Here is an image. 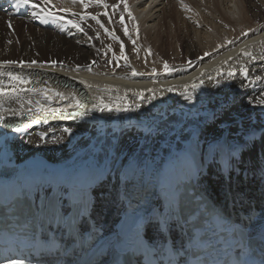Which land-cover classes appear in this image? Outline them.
Here are the masks:
<instances>
[{
	"label": "bare ground",
	"instance_id": "1",
	"mask_svg": "<svg viewBox=\"0 0 264 264\" xmlns=\"http://www.w3.org/2000/svg\"><path fill=\"white\" fill-rule=\"evenodd\" d=\"M62 1L69 4L71 0ZM112 1V5H115V0ZM171 1L152 0L149 5L141 2L137 5L132 3L136 6L131 5L141 25L135 36L145 46L148 55L153 56L150 64L156 73L160 70L157 66L159 60L167 54L164 51L166 36L162 31L154 30L156 23L153 12L164 3L169 11L164 12L161 20L171 18L174 16L173 10L175 12ZM189 1V4L194 5L192 7L202 6L201 9L205 8L208 13L218 10L214 4L205 7L204 3L200 4L201 0ZM261 1L239 0V4L237 0H224L234 3L237 11L234 17L220 13L219 22L212 21L208 28L212 33L203 29L178 35L179 51L189 62L185 63L186 66L199 60L202 62L193 68L161 77L133 76V69L128 66L126 72H105L100 64H96L97 50L90 31L84 29L83 32H77L64 25L65 31L61 32V23L40 24L30 18L29 8H19L13 0H0V18L10 20L12 24L17 22L25 29L24 35H21L20 31H10L5 25V31L0 32V62L23 60L27 65L33 60L37 61L31 68L25 66L21 69L15 64L0 68V80L3 81L0 87L5 91H10L13 85L16 89L36 90L14 92L11 98L0 97V103L5 108L20 111L30 106L33 111L32 116L23 117H12L11 113H5L7 123L23 122L31 123L32 126L21 138L0 125V166L5 163H21L31 169L37 166L47 175L58 170L76 171L85 165L92 168L96 176L95 212L98 217H103L102 222L108 227L115 222L116 217L113 215L116 206L124 198L123 173L129 165L138 166L136 177L147 170L155 171L166 159L183 153L190 157L199 182L207 183L220 200L245 199L259 194L261 200H264V177L254 171L252 164L253 154L264 147V142L258 141L253 149L243 151L239 159L231 158L232 146L241 142V137L233 138L229 130L239 126L241 134L243 121L256 117L264 107L260 105L261 96L258 95L264 90V83L259 86L254 84L253 88L239 87L242 79L239 71L242 66H247L250 71V80L257 73L264 77V3ZM36 2L40 4L42 0ZM50 7L53 10L61 9L52 5L51 1ZM113 9L112 6L109 8ZM84 13L86 9L82 5V9L58 14L82 25L86 23L80 19ZM241 26L254 29L242 41L227 45L229 36L223 34L222 30L225 27L227 30L228 27L239 29ZM41 27L44 31L36 30ZM117 35L121 37L120 32ZM195 42L204 44L201 48L203 51ZM245 52L251 53V56H245ZM168 57L171 62L182 61L177 56ZM52 60L62 64L52 66L46 63ZM9 71L22 77L23 82H10L7 75H3ZM230 71L238 74L235 79L227 76ZM79 81L91 87L86 88ZM193 84L200 87L193 90ZM46 88L51 91H44ZM168 88L173 91H164ZM55 92L63 93L66 98L78 94V98L89 107L93 102L100 103L99 98L102 97L103 102L113 111L90 110L83 117L66 118L68 111L76 109L68 108L69 101L59 99ZM141 92L145 96L154 93L157 99L151 104L146 99L139 101L145 106L137 111L136 94ZM185 92L191 103L187 102ZM17 95L19 99H16ZM45 96L52 101L51 104L45 100ZM72 103L74 105L75 102ZM125 104L133 110L116 111L118 105ZM41 108L44 110L39 111ZM66 127L72 128L76 138L69 136V141L63 142L62 148L50 147L47 141H53L64 134L62 130ZM256 129L264 131V126ZM257 135H260V131H257ZM30 140V146L37 145L39 140L42 143L28 148ZM224 170L231 174L228 183L224 182ZM98 172L103 174L97 177ZM256 207L258 214L253 222L261 225L264 222V204L256 203Z\"/></svg>",
	"mask_w": 264,
	"mask_h": 264
},
{
	"label": "rangeland",
	"instance_id": "2",
	"mask_svg": "<svg viewBox=\"0 0 264 264\" xmlns=\"http://www.w3.org/2000/svg\"><path fill=\"white\" fill-rule=\"evenodd\" d=\"M50 1H51L52 5H55L61 9H64L65 10L64 14H68L69 12L71 13L75 10H79V8L82 9L81 3L78 2L77 0H71V1H69V4L67 2H63L62 0H50ZM52 1H58V2L56 4V3H52ZM109 1L110 0H107V1L104 0V2L107 3L108 5L110 4L109 6L111 7L113 4V1L111 0L110 1L111 3ZM206 1H208V0H201L200 4L204 3L205 7H210L211 4L212 5L214 4L218 8L217 12L208 13V12H206L207 10L205 8L201 9L202 6L198 7V8L192 7L194 5L189 4L190 3L189 0H172L171 1L173 4L172 6H173V8L175 7V12L173 10L174 16H172L171 18H165V19L163 18V21H162L161 18L165 14L164 12H168L169 8L167 6H165L163 3V5L161 4V6H159L157 9H155L157 11L153 12V14L155 13L154 19H155V23H156V25H154V30H156V31L160 30L166 36V38H164V41H165V45H164L165 50L164 51L167 54V55H165V57L161 58L162 60L161 59L159 60L157 66H158V68H160V70H158L157 73L153 69L154 66H152V64H150V59L153 56L148 55L147 51H145V49H144L145 46L141 45L140 42L137 41V38L135 36L136 35L135 32L139 28H141V25L139 24V20L137 21L135 15H134V11H133L134 8H132L133 6H136L137 4H139V2H141L143 4L146 3L149 5L152 3V0L151 1L150 0H138V1L137 0H127V5H128L129 12L131 13V17L134 15L131 19L129 18L128 12L124 11V3L120 2V0H115V4L119 3V7L115 8L113 10H109L110 7L105 9V8L95 7L94 5H90L86 9V13H84L82 15H87L89 13L91 15H97V14H103L107 11H109V12H107V15H99L98 16L100 23H97L96 21L88 18L89 20L88 19L85 20L84 22H86V23H83L81 26L83 29H87L86 31H90V33H92L91 35H92V38L94 40V44L96 45V50H97L96 54L98 57L96 64H100V66L103 68V70L105 72H113V71H115V72H126V67L128 66L131 69L135 70L138 76L152 75V76H161L162 77L165 75L167 76L171 72L184 71L188 68H193L196 66V64H199L200 61L202 62V60H199L198 61L199 63L195 62L189 66H186V64H188L189 62L186 61V58L183 56V53H181L179 51V42H178L179 37H178V35L183 36L186 31H195V30L203 31V29L212 33V30H210L208 28L211 27L210 25H211L212 21H215V22L218 21L219 22V19L221 17L220 13H222V14L224 13V14L231 16V17H234L237 14V11H236V8L234 7L233 2L227 3V2H223L224 0H211L209 4H205V3H207ZM237 2L240 4L239 0H237ZM261 2L264 3V0H262ZM132 3H134V4L136 3V5H134ZM67 4H68V6H67ZM131 5H133V6H131ZM131 9H133V10H131ZM147 10H148V8L146 9V12H147ZM202 10H204L205 12ZM229 10H231V12ZM121 16H123V18H124V24L123 25L120 23ZM109 17H111V19H112L111 23L109 22ZM133 18H135L136 20ZM158 19H159V21H158ZM1 21H3V22H1ZM7 23H8L7 20H3V19L0 20V32L5 31L4 28H6L5 25ZM12 25H13L14 30H10V31H20V34L24 35L23 32L25 31V29L23 26H21L17 22H16V24L14 23ZM101 25H103V27H101ZM163 25H164V27H163ZM186 25L187 26L189 25V26L187 27ZM125 26L128 29V33H129L128 36L124 35V27ZM243 27L241 26L239 29L228 27V30H227V27H225V30H222L223 34L229 36V41H228L227 45L238 43V42L242 41L248 35V33L252 32V30L254 29V27L253 28L248 27V26H243ZM36 30L37 31L38 30L44 31V29L42 27L38 28ZM215 30L217 31V29H214L213 31H215ZM118 32H120L121 37L119 35H117ZM245 33H247V35H245ZM25 35H27V34H25ZM121 44H123L124 50H125V57L124 58H122L120 56ZM196 45L199 46L200 49L202 47H204V44L200 45V44L196 43ZM221 45H224V44L221 43ZM201 51H203V50L201 49ZM171 52H173V53L171 54ZM168 53H169V55H168ZM168 56H174V57L177 56L179 58V60H182V61H178L176 63L171 62ZM183 60H185V61L183 62ZM166 62L168 63L167 64L168 65L167 71L165 70V68H163L164 65L166 64ZM262 108H263V111H259V113L257 114L256 117L243 121V123H242V125H243L242 131L243 132L241 134H239V132L241 131L239 126H234L231 129H229L231 134H233V138H235V136L242 137V135L245 132H247V131H245V129L248 130V128H249V130H250L253 128L254 129L262 128V126H264V107H262ZM260 116H262V117H260ZM194 118H197V117H194ZM194 118H192V120H194ZM256 118H257V120H256ZM261 123H262V125H261ZM256 124H259V125H256ZM255 126H257V127H255ZM68 137H69L68 135L61 134V135L57 136V138L54 139L53 141H47V142H48V145L50 147L62 148L61 145L63 144V142L69 141V139L71 137L76 138V135L74 133H72L70 138H68ZM34 140H36V139H34ZM31 141L32 140H30V142L28 144V148L37 147V145H39V143H42L39 140V143L37 145H35V146L31 145L30 146ZM50 144H52V145H50Z\"/></svg>",
	"mask_w": 264,
	"mask_h": 264
},
{
	"label": "snow or ice",
	"instance_id": "3",
	"mask_svg": "<svg viewBox=\"0 0 264 264\" xmlns=\"http://www.w3.org/2000/svg\"><path fill=\"white\" fill-rule=\"evenodd\" d=\"M14 4L19 7V8H29L30 11V18L38 21L40 24H48L50 22H59L61 23V28L60 31L64 32L65 31V27L64 25L67 26L68 29H75L77 32H83L84 29L82 28V26L79 23L74 22L72 19L70 18H65V16L60 15L58 13L60 12H64V9H55L53 10L50 7V0H42V2L40 4H38L36 2V0H13ZM79 2L83 5V7L85 9H87L90 5H94L95 7H99V8H105L107 9L109 7L108 4H106L104 2V0H79ZM120 2L124 3V11L128 12L129 14V18L131 19V13L129 12L128 9V5H127V0H120ZM112 7L118 8L119 7V3L112 5ZM99 15H107V12L103 13V14H97V15H91L90 13L87 15H82L80 17L81 21L86 20L88 18L96 21L97 23H100V20L98 19ZM109 22H112L111 17H109ZM120 23L123 25L124 24V18L123 16H121L120 18ZM7 26L10 30H14L13 29V25L11 23V21L9 20L7 23ZM101 27H103V25H101ZM128 29L125 26L124 27V35L128 36ZM245 35H247V33H245ZM79 42V41H78ZM10 43V41H9ZM245 56H251V53L245 52L243 53ZM120 56L122 58L125 57V50H124V46L123 44H121V48H120ZM46 63H50L52 66L57 65L58 63L62 64V62L59 61H55L52 60L50 62H46ZM94 63V62H93ZM15 64L17 67L23 69L25 66L31 68L32 65L37 64V61L33 60L30 63H28L27 65L25 64V62L23 60L17 62V61H3L0 62V68L5 67L6 65H13ZM165 70H168V65L165 64L164 65ZM78 70V69H77ZM3 75H7V77L9 78V81H19V82H23L22 77H19L17 74H14L13 72L9 71L6 73H3ZM132 75L136 76L137 73L135 70L132 71ZM223 75V74H222ZM238 74L236 72H228L227 76L230 79H235L236 76ZM239 75L242 77V79L239 82V87L240 88H253V85L255 84L256 86H259V84L264 83V77H262L259 73L255 74L254 77H252V79L250 80L249 77L251 75L250 71L248 70L247 66H242L240 71H239ZM245 81H248V83H245ZM45 84H47V81H44ZM79 83L84 84V86L86 88L91 87L90 85H87L84 81H79ZM0 85H3V81L0 80ZM198 87H200V85L197 84H193L192 85V89L195 90ZM254 90V89H253ZM24 91H32V92H36L35 89H16L15 86L13 85V87L11 88L10 91H5L3 89V87H0V97L3 96H9L11 98L12 93H18V92H24ZM44 91H51V89H44ZM164 91L167 92H172L173 89L172 88H168L165 89ZM149 92H152V90H149ZM187 92L184 93V96L187 99ZM258 95L261 96V100H260V105L264 106V90L261 91V93H258ZM55 96L58 97L61 100H65L67 99L68 108H75L76 110L73 111H68L66 118H79V117H83L87 114L88 111L90 110H99V111H108L111 112L113 111V109L111 107H109V105L105 104L103 102V98H99L100 99V103H95L93 102V104L91 105V107H89V105L85 102L82 101L78 98V94L77 95H73L71 97H65L63 93L60 92H55ZM136 98H137V104L135 106V110H139L141 107H144L145 105H142L141 103H139V101L141 100H147L149 104H151L154 100L157 99V96L153 93L150 96H145L143 92L141 93H137L136 94ZM16 99H19V96H16ZM253 99H255V97H253ZM45 100L51 104L52 101L48 99L47 96H45ZM72 101H74V105L72 103ZM187 102L191 103L190 99H187ZM31 104V101H29V105ZM80 109H83V111H79ZM39 111H43L44 109H38ZM133 110L131 106L125 104V105H118L116 108V111H124V112H128ZM11 113L12 117H23V116H32L33 111L31 109V107L29 106L26 110H20L17 111L15 109H11V108H5L3 103H0V125H3L4 128L6 129H10V131L13 134H16L18 137H24L25 134L28 132L29 128H31V123H7V116L5 115V113ZM63 133L71 136L73 133V130L71 127H66L63 130ZM257 131H260V135H257ZM43 138V137H41ZM260 141V142H264V131L262 130H257V129H250L247 132H245L242 137H241V142H237L235 145L232 146L231 149V158H235V159H239L240 155L243 151L245 150H251L254 148V146L256 145V143ZM252 164H253V168L254 171L258 174L261 175V177H264V147H262L260 149L259 152H256L253 154L252 157ZM138 170V166L137 165H129L128 169H126L123 173L124 175V184H125V192H124V196L125 198H127L128 196V188L130 186V184L132 183V181L135 178L136 172ZM102 172H98L96 175L97 177L99 175H102ZM166 191L168 192L169 198L171 199L172 197H174L175 195V191L176 189L173 187L172 184L168 183L165 186ZM64 192H67V189H63ZM171 203L169 204V208L170 211L169 213H159L157 216L155 217H143L141 218V222L137 224V226L134 228L131 238L126 241V242H122L120 243L118 246H116V248L114 250L111 251V256H112V260H113V264H144V257L145 254L148 250L151 251L153 258L155 259L157 256H160L162 254V250L160 248H157L154 244L151 243V241H149V243L147 245H145L141 240H140V228L141 226H151V225H155L157 230L161 233V235H163L164 231H166L170 225L172 223H175V221L173 220V213L171 212ZM147 221V224L145 225L143 222ZM11 249H0V253L3 252H11ZM59 249H56L55 252H52L51 250L48 251L47 255H57L59 253ZM41 255H45V253H41ZM0 259H3L5 261V264H23V260L24 257L23 256H16V255H3L0 254ZM181 264H183V258L181 259ZM261 264H264V261L261 262Z\"/></svg>",
	"mask_w": 264,
	"mask_h": 264
}]
</instances>
